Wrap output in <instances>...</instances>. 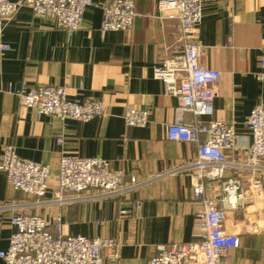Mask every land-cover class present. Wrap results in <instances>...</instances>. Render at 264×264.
I'll return each instance as SVG.
<instances>
[{"label": "crops", "instance_id": "1", "mask_svg": "<svg viewBox=\"0 0 264 264\" xmlns=\"http://www.w3.org/2000/svg\"><path fill=\"white\" fill-rule=\"evenodd\" d=\"M92 1L73 34L27 6L5 22L3 41L11 49L0 52V163L4 146L12 144L21 157L48 165L53 178L46 198L40 199L15 190L0 170V250L9 246L14 215L38 214L52 221L60 216L66 234L119 242V258L105 249L104 264H148L160 245L199 240L196 176L187 167L197 159L198 144L167 138L178 100L153 76L154 67L182 54L185 43L179 21L160 17V0H134L138 16L133 29L107 33L101 31L104 0ZM202 1L204 16L194 41L202 64L221 73L213 118L236 128L237 148L228 151L236 165L226 177L239 178L243 193L222 226L240 236L241 246L224 264H264V169L254 175L241 166L251 144L247 120L255 106L264 104V79L257 77L264 0ZM47 84L67 87L72 100L102 99L106 112L87 122L63 121L25 107L9 91ZM128 107L148 110V125L128 126ZM192 119L187 114L186 120ZM63 154L107 159L139 184L119 197L90 191L72 203L52 201ZM223 195L222 181L208 183L209 197L220 200ZM122 210L127 213L121 215Z\"/></svg>", "mask_w": 264, "mask_h": 264}, {"label": "built area", "instance_id": "2", "mask_svg": "<svg viewBox=\"0 0 264 264\" xmlns=\"http://www.w3.org/2000/svg\"><path fill=\"white\" fill-rule=\"evenodd\" d=\"M92 4V0H0V52L11 49L10 44L3 41L5 22L22 7L31 8L37 15L52 17L58 27L73 34L80 29L84 14ZM101 7L103 33L133 29L138 16L134 0H104ZM158 9L161 18L179 21L185 43L182 54L154 67L153 76L164 84L167 95L178 100L175 121L167 127V138L198 144L197 159L187 167L193 168L196 176L193 194L200 207L194 227L199 240L160 245L148 264H224L230 252L241 246L240 236L222 228L228 209L236 208L243 198L241 180L226 177L228 168L236 165L230 161L228 151L237 148V131L233 124L213 118L221 73L202 64L200 46L194 41L196 30L203 21V1L160 0ZM260 67L257 77L263 80L264 42ZM9 91L16 94L25 107L63 121L87 122L106 112L102 99L72 100L65 86L47 84L18 91L10 88ZM187 114L192 115L191 121L186 120ZM124 119L128 126L144 127L150 121V113L128 107ZM247 128L251 144L241 166L258 175V170L264 169L263 103L252 109ZM57 142L61 145L63 138L59 137ZM60 163V172L54 177L58 188L51 199L55 202L72 203L90 191H98L103 197H119L139 184L136 176L127 180L124 170L113 167L104 158L63 154ZM0 170L15 190L46 198L53 178L48 165L23 158L14 145L6 144ZM215 181H222L224 195L220 200L208 196V183ZM136 207L139 209L141 202H137ZM120 213L125 215L127 212L122 210ZM11 223L14 231L9 246L0 250L4 264H104L105 249L110 251V257L119 258L117 240L66 234L60 216L52 221L38 214L19 213L12 217Z\"/></svg>", "mask_w": 264, "mask_h": 264}]
</instances>
